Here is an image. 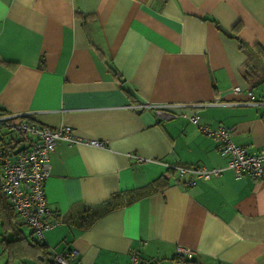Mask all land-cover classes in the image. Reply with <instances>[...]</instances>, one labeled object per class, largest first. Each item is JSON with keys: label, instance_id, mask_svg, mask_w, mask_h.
Instances as JSON below:
<instances>
[{"label": "crops", "instance_id": "obj_1", "mask_svg": "<svg viewBox=\"0 0 264 264\" xmlns=\"http://www.w3.org/2000/svg\"><path fill=\"white\" fill-rule=\"evenodd\" d=\"M241 43L264 50V0H0V114L108 140L49 151L45 260L75 249V264H127L137 247L140 264H185L181 245L190 264H264V179L225 168L186 186L165 165L225 166L193 110L264 152V103L250 100L264 83L252 90L238 71ZM161 102L182 105L167 120L136 107ZM1 129L0 147H26ZM125 192L137 198L80 227L79 212ZM34 239L0 191V264H45Z\"/></svg>", "mask_w": 264, "mask_h": 264}, {"label": "built area", "instance_id": "obj_2", "mask_svg": "<svg viewBox=\"0 0 264 264\" xmlns=\"http://www.w3.org/2000/svg\"><path fill=\"white\" fill-rule=\"evenodd\" d=\"M250 100L264 103V99H256L250 92ZM182 104L172 102L143 103L137 108L150 109L159 120H167L175 116L172 108ZM188 107H200L203 102L187 104ZM190 122L197 124L199 130L217 139V151L227 162L222 167L206 168L200 165H176L166 163L168 169L175 170L179 175L189 174L190 178L183 181L192 185L197 179L207 180L219 175L223 169L230 168L235 176H250L255 179H264V152L251 153L244 146L237 145L231 138L230 130L218 125L211 128L206 124H199V115L195 110L188 115ZM0 126L8 130H17L27 141L25 148L11 153L0 147V191L3 192L11 207L16 211L22 221L32 230L37 240H42L43 231L53 223H47L44 216L48 207L44 195V181L50 174L48 154L54 144L59 141L85 144L95 148H106L108 140L88 139L73 133L72 127L60 124L54 128L28 123L18 120L13 114H0ZM139 159V157H137ZM145 244V242H143ZM193 251L185 246L177 245L176 259H190ZM77 250L66 249L54 252L50 256L51 264H75ZM127 264H140L139 249L133 247L129 250Z\"/></svg>", "mask_w": 264, "mask_h": 264}, {"label": "trees", "instance_id": "obj_3", "mask_svg": "<svg viewBox=\"0 0 264 264\" xmlns=\"http://www.w3.org/2000/svg\"><path fill=\"white\" fill-rule=\"evenodd\" d=\"M241 47L245 51V58L238 65V71L242 75L243 79L249 84L250 89L253 90L256 89L262 83H264V74H262V71L264 70L260 68V65L262 64V62L260 61V57H264V50H262L261 48H256L255 45L248 47L247 49L242 43ZM262 118H264V113H262ZM136 198L137 196L135 194H130L128 192L121 194H113L101 205L95 208H85L83 211L79 212L76 215V218L81 228H87L102 213L109 211L113 208L120 207L124 204L130 203ZM34 245H37L40 251L38 257L43 259L44 261V255L48 254L46 247L43 243H41L40 240H35ZM183 262L185 264H190L191 260L185 259L183 260ZM45 264H51L48 258L45 260Z\"/></svg>", "mask_w": 264, "mask_h": 264}, {"label": "rangeland", "instance_id": "obj_4", "mask_svg": "<svg viewBox=\"0 0 264 264\" xmlns=\"http://www.w3.org/2000/svg\"><path fill=\"white\" fill-rule=\"evenodd\" d=\"M0 131H4V130L1 129ZM17 134H18V133H17Z\"/></svg>", "mask_w": 264, "mask_h": 264}]
</instances>
